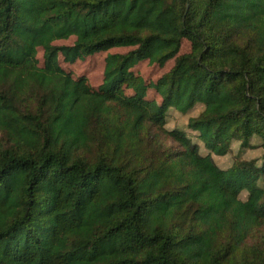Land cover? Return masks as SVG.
<instances>
[{"label":"trees","instance_id":"trees-1","mask_svg":"<svg viewBox=\"0 0 264 264\" xmlns=\"http://www.w3.org/2000/svg\"><path fill=\"white\" fill-rule=\"evenodd\" d=\"M0 264H264V0H0Z\"/></svg>","mask_w":264,"mask_h":264},{"label":"rangeland","instance_id":"rangeland-1","mask_svg":"<svg viewBox=\"0 0 264 264\" xmlns=\"http://www.w3.org/2000/svg\"><path fill=\"white\" fill-rule=\"evenodd\" d=\"M74 41V38H70L68 40H61L54 42L55 45H70ZM189 45L187 42L183 43L181 53H185L188 50ZM128 48H114L109 50L108 52H101L97 54H93L90 56H85L75 63H65L61 56L58 58L59 65L71 73L75 78L85 76L88 85L91 88L97 89L103 81V69H104V59L108 54L114 53H125L129 51ZM37 66L42 67L44 64L43 51L38 50V54L36 56ZM173 61H169L163 68H159L156 65H150L148 61L138 62L134 67L133 71L138 74L146 83H155L162 75L167 73L169 69L172 67ZM156 97L154 91H150L148 98ZM198 109L193 113L196 115L198 113ZM187 115H180L171 113L168 117V121L166 127L168 129H176V130H184L185 129V120L187 119ZM255 144V143H253ZM201 152H206L201 147ZM263 150L259 147H255L253 149H246L244 151L240 150V143L234 142L232 145V150L230 154L224 157L212 156L216 165H218L222 169L229 168L233 163L235 158L239 157L240 160H254L256 164L261 162ZM246 197V193L243 192L241 194V198L244 199Z\"/></svg>","mask_w":264,"mask_h":264}]
</instances>
